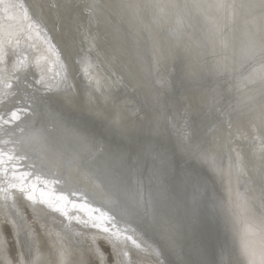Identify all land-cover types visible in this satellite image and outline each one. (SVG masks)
<instances>
[{
  "label": "snow or ice",
  "instance_id": "6c2138e0",
  "mask_svg": "<svg viewBox=\"0 0 264 264\" xmlns=\"http://www.w3.org/2000/svg\"><path fill=\"white\" fill-rule=\"evenodd\" d=\"M35 7L55 11L69 71L33 82L20 60L0 78V264H41L45 235L53 264H264V0Z\"/></svg>",
  "mask_w": 264,
  "mask_h": 264
},
{
  "label": "bare ground",
  "instance_id": "6f19581e",
  "mask_svg": "<svg viewBox=\"0 0 264 264\" xmlns=\"http://www.w3.org/2000/svg\"><path fill=\"white\" fill-rule=\"evenodd\" d=\"M37 2L38 0H0V46H2L3 53V60H0V78L8 83L12 79V75L15 74L14 65H17L20 60H25L28 64V68L21 75L26 74L27 79L33 82L44 75L55 83L69 71L66 63L67 49L63 33L57 31L59 23L56 13L48 8L37 9L35 7ZM38 19L39 23L37 24ZM75 61L76 58L73 57V68L69 74L68 82L74 87L83 89L84 86L88 85L89 79L85 76L81 66L76 64ZM97 73L101 76L107 75L102 66H97L93 72V88L96 86L94 77ZM0 89L4 90L5 88L0 85ZM33 183H35V180ZM41 188H37V197L40 196ZM14 194L20 207L24 208L28 202L24 200L18 191H15ZM46 194L53 200L59 196V194H54L53 191H48V189ZM97 199L100 198L97 197ZM9 203H11V200H9ZM94 206L99 207L97 204ZM68 211L75 213L76 210L69 204ZM80 215L84 219H88L86 212H81ZM53 216H55V219L48 218V226L54 238L55 234L60 232L63 225H66L68 221L59 213H54ZM4 220V200L0 195V223H3ZM61 221H63V224ZM72 223L74 231H79L81 226L75 220ZM8 231L10 234V226ZM43 240L45 243L40 250L41 264H53L56 254L50 247L51 241L48 240L46 235ZM101 244L110 251V246L104 244V242H101ZM15 254V244L13 242V255ZM71 259L75 264L80 259L79 251H74ZM138 260L139 264H153L154 257L145 252L141 253Z\"/></svg>",
  "mask_w": 264,
  "mask_h": 264
},
{
  "label": "water",
  "instance_id": "95a60500",
  "mask_svg": "<svg viewBox=\"0 0 264 264\" xmlns=\"http://www.w3.org/2000/svg\"><path fill=\"white\" fill-rule=\"evenodd\" d=\"M13 77H14V75H12V79H10L9 83H13V84L15 83V80L13 79ZM30 78H31V77H30ZM30 78H29V79H30ZM4 90L7 91L6 88H5ZM22 170H23V169H22ZM33 181H34V180H33ZM52 186H53L52 184H49V185H48V191H51V192L53 191L54 194H59V195H60V193H57V192L55 193V190H54V188H52ZM41 187H43V185H40L39 189H40ZM52 189H53V190H52ZM97 205H99V204H97ZM99 206H100V205H99ZM94 207H97V206H94ZM223 239H224L223 234H221V236H220V242H223Z\"/></svg>",
  "mask_w": 264,
  "mask_h": 264
}]
</instances>
